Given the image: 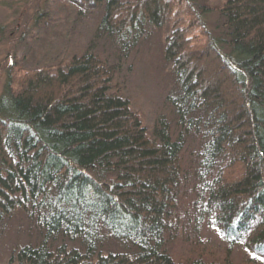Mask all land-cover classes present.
Here are the masks:
<instances>
[{"label": "trees", "instance_id": "16d2710c", "mask_svg": "<svg viewBox=\"0 0 264 264\" xmlns=\"http://www.w3.org/2000/svg\"><path fill=\"white\" fill-rule=\"evenodd\" d=\"M212 5L48 0L30 19L0 21V45L20 43L0 93V236L17 212L28 223L4 264H220L203 251L173 255L189 210L264 264V0ZM87 19L97 25L85 50L34 53L61 21ZM170 25L172 119L150 133L118 61ZM100 40L112 51H99Z\"/></svg>", "mask_w": 264, "mask_h": 264}, {"label": "rangeland", "instance_id": "374dc122", "mask_svg": "<svg viewBox=\"0 0 264 264\" xmlns=\"http://www.w3.org/2000/svg\"><path fill=\"white\" fill-rule=\"evenodd\" d=\"M210 1L216 4L212 5L214 7L221 2V0ZM47 2L48 0H0V21L5 24L12 18L20 21L30 19L36 10L43 9ZM219 19V15L215 11L210 13L206 19L208 28L216 31ZM69 24L67 26L65 22L61 21L52 30L54 31L53 35H48L47 41L40 42L46 50H35L34 53L41 59H46V55L52 48L63 51L66 47H69L70 50L80 47L82 48L80 50H85L95 35L96 21L87 19L83 26ZM171 25L167 28L152 30L145 39L136 43L129 56H122V59L118 61L120 62L118 66L120 84L125 95L130 98L133 109L140 113L150 133L160 117L172 119V110L167 103V97L173 88L174 79L168 63L163 59L165 38L171 32ZM65 28L68 29L65 30ZM217 33L215 32V35ZM17 45L15 46L18 49ZM13 46L6 42L0 45V93L6 81L7 69L15 63ZM97 46L99 51H105L106 54L112 51L107 40H100ZM113 55H108L110 62L117 60ZM18 60L19 58H17ZM192 199L193 197L190 196L183 199L181 207L184 211L189 208L187 204ZM179 218L181 221L176 228L174 241L170 243L175 258H190L194 257L192 256L193 252L203 251L207 257L219 261L220 264L226 262L255 264L254 258L244 241H238L237 245L232 248L229 246V241L222 237L213 217L202 214L198 210L197 212L189 210L185 214L182 212ZM27 224L20 212H17L10 221H7L4 232L0 236V264L5 263L12 247L25 243Z\"/></svg>", "mask_w": 264, "mask_h": 264}]
</instances>
